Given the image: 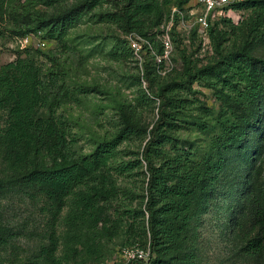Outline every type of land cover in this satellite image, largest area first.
Wrapping results in <instances>:
<instances>
[{"label": "trees", "instance_id": "1", "mask_svg": "<svg viewBox=\"0 0 264 264\" xmlns=\"http://www.w3.org/2000/svg\"><path fill=\"white\" fill-rule=\"evenodd\" d=\"M100 2L72 8L54 20H40L37 29L46 30L48 39L64 45L85 9ZM188 2L174 0L171 7L182 9ZM167 3L169 0H124L110 20L120 25L126 37L136 33L149 39L162 55L157 37L169 16L165 19ZM236 8L252 10L255 16L248 23L242 48L227 56L221 54L215 65L203 69L181 53L177 79L156 92L149 82L150 95L141 90L140 105L160 101L159 117L149 132L142 160L125 162L120 157L119 148L125 141L147 135L122 104L117 106L122 123L102 134L88 131L73 115L74 106L99 90L74 82L67 59L52 51H30L0 65V158L6 185L45 203L43 210L50 217L52 231L49 244L42 249L43 264H68L84 254L97 259L99 242L119 236L131 245L124 248L150 250L147 261L123 264H199L188 234L207 207L226 155L239 150L248 132L258 127L264 95V59L251 56L249 49L264 29V0H248ZM6 15L17 20L20 15L29 17V11L20 0H0V18ZM223 23L225 19L209 33L217 51L225 42V33L219 29ZM173 35L180 47L182 36L176 31ZM126 43L129 47L128 40ZM196 81H204L215 95L221 106L217 117L190 120L188 111L196 103L183 95L193 91ZM190 126L197 127L205 138L189 142L174 136L177 129ZM83 140L88 142V150L81 146ZM143 167L142 187H121L120 177L137 176V169ZM263 225V220L255 224V236L243 252L259 251Z\"/></svg>", "mask_w": 264, "mask_h": 264}, {"label": "rangeland", "instance_id": "2", "mask_svg": "<svg viewBox=\"0 0 264 264\" xmlns=\"http://www.w3.org/2000/svg\"><path fill=\"white\" fill-rule=\"evenodd\" d=\"M100 1L96 7L85 9L81 21L70 30L68 41L62 45L48 39L46 30L37 29L40 20H54L72 8L91 5L93 0H61L57 3L52 0H20L28 8L29 17L20 15L14 20L6 15L4 19L0 18V65L13 62L19 55L30 51H52L67 59L73 68L74 82L99 90L84 97L79 106H74L73 115L86 124L88 131L91 129L102 134L122 123L117 108L122 104L127 109L126 114L140 122L147 135L145 138L144 135H134L125 141L119 148L120 157L125 162L142 160L149 132L159 117L160 101L151 96L153 102L140 105L141 90L150 95L149 82L156 92L159 87L177 79L181 53L203 69L215 65L221 54L227 56L242 48L249 32L248 23L255 16L252 10L244 8H236L230 13L231 18H226V23L219 27L225 33V42L218 49L219 53L211 38L205 42L192 31L181 38L180 47L174 42V49L166 60L158 62L153 55L144 54L140 62L130 52L120 25L110 20L124 0ZM173 1L165 4V19ZM246 1L240 0L239 3ZM28 28L35 31L28 34ZM249 49L251 56L264 59V29L258 39L250 43ZM40 60L43 62V57ZM183 97L196 103L188 111L192 121L200 120L203 115L215 118L221 110L204 81H196L193 91ZM174 136L189 142L205 138L195 126L177 129ZM80 144L88 150L87 141ZM166 150L171 152V146ZM226 160L207 207L188 234L196 247L197 261L199 264H264V241L256 253L242 251L247 241L255 236V224L264 221V95L258 127L248 132L241 148L231 150ZM138 171L137 176L120 177L121 187H142L145 167ZM6 180L0 158V264H43L42 249L49 244L52 231L50 217L43 210L45 203L42 199L33 200L20 188L6 185ZM62 231L60 229L59 233ZM128 246L131 245L124 236L103 239L95 248L97 259L84 254L68 264H123L119 252Z\"/></svg>", "mask_w": 264, "mask_h": 264}, {"label": "built area", "instance_id": "3", "mask_svg": "<svg viewBox=\"0 0 264 264\" xmlns=\"http://www.w3.org/2000/svg\"><path fill=\"white\" fill-rule=\"evenodd\" d=\"M240 0H189L181 9L173 5L167 21L160 28V35L157 40L162 45L163 54L159 55L155 45L149 39L136 33L127 36L129 47L133 56L142 62L144 54L153 55L158 62L168 58L174 49L173 33L182 37L192 31L197 32L205 42L210 40V30L221 20L231 18L230 13L236 9ZM161 64V63H159ZM120 258L124 263L134 260L147 261L150 257V250L139 247L124 248L120 250Z\"/></svg>", "mask_w": 264, "mask_h": 264}]
</instances>
